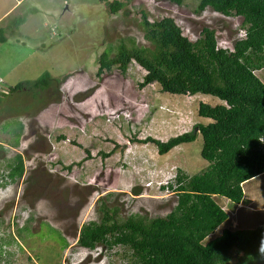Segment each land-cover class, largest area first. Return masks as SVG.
<instances>
[{
    "label": "rangeland",
    "instance_id": "rangeland-1",
    "mask_svg": "<svg viewBox=\"0 0 264 264\" xmlns=\"http://www.w3.org/2000/svg\"><path fill=\"white\" fill-rule=\"evenodd\" d=\"M197 2L178 6L167 0H128L113 15L107 2L97 0H23L20 5L0 0V13L12 7L0 20L6 37L0 43V76L6 86L46 72L53 80L37 100L27 89L13 98L17 105L11 111L0 110V177L17 152L25 159L23 175L0 185H7L0 188V264H133L124 246L100 245L92 253L80 247V226L98 221L103 203L116 207L119 219L132 213L163 217L176 205L177 195L157 184L178 168L193 175L207 167L200 155L201 136L163 155L143 139L165 141L194 123H207L197 114L198 104L215 105L217 97L170 94L157 83L140 88L145 70L134 61L126 73L116 68L96 75L104 50L112 56L130 38L137 45L149 44L141 8L151 19L172 17L190 40L204 26L215 30L220 47L241 37L239 16L225 17L209 8L195 14ZM11 105L4 101L0 108ZM25 105L27 110H21ZM135 188H140L137 194ZM25 224L27 230L19 231ZM48 226L61 232L66 247Z\"/></svg>",
    "mask_w": 264,
    "mask_h": 264
},
{
    "label": "trees",
    "instance_id": "trees-1",
    "mask_svg": "<svg viewBox=\"0 0 264 264\" xmlns=\"http://www.w3.org/2000/svg\"><path fill=\"white\" fill-rule=\"evenodd\" d=\"M97 1L107 2L113 15L128 2ZM167 1L181 6L187 0ZM197 1L195 14L209 8L225 17L241 18L244 35L234 40L231 49L217 46L215 30L208 26L190 40L172 17L151 19L148 10L141 8L140 24L149 44L137 45L130 38L129 44L121 41L112 56L110 49L104 50L97 59L96 75L116 68L126 73L135 61L145 70L140 88L157 83L160 91L170 94L217 97L220 102L215 105L198 104L197 114L207 123H194L165 141L143 139L163 155L201 136L200 155L208 165L193 175L178 168L175 186L169 184L177 201L167 215L149 218L132 213L119 219L116 207L103 203L99 220L80 226L77 242L89 249L100 244L109 249L124 246L133 264H264V0ZM4 33L0 27V43L6 41ZM0 78V105L12 104L0 110L8 107V111L17 105L11 103L16 95L29 89L37 100L53 81L48 72L11 87ZM23 171L24 159L16 154L1 176L16 181ZM247 199L249 205L243 204ZM48 227L66 247L61 232ZM27 228L25 224L18 230Z\"/></svg>",
    "mask_w": 264,
    "mask_h": 264
},
{
    "label": "clouds",
    "instance_id": "clouds-1",
    "mask_svg": "<svg viewBox=\"0 0 264 264\" xmlns=\"http://www.w3.org/2000/svg\"><path fill=\"white\" fill-rule=\"evenodd\" d=\"M213 11V10H212ZM215 12V11H214ZM217 13V12H216ZM239 34L242 36V35H244V30L242 29V30H240V32H239ZM220 47V46H219ZM222 48H228V49H231L232 48V45H224V46H221ZM133 62V61H132ZM135 62V61H134ZM87 97V96H86ZM86 97H84V98H86ZM23 131H24V126L22 127V131H21V133H20V135H22L23 134ZM21 138V137H20ZM19 140V139H18ZM17 140V141H18ZM0 146L2 147V144L0 143ZM16 154H21V153H19V152H17ZM15 154V155H16ZM22 155V154H21ZM22 157H23V155H22ZM11 159V158H10ZM23 159H24V157H23ZM25 160V159H24ZM50 162L53 164V162H52V160H50ZM69 165L68 166H66V169H69ZM24 170H25V162H24ZM67 171V170H66ZM24 172V171H23ZM23 175V174H22ZM175 178H176V171L172 174V175H170V176H168L167 177V179L165 180V181H163V182H159L157 185H158V189L159 190H161V191H164V192H166V189L167 188H169V184H172V185H174L175 186ZM17 180V179H16ZM11 182L12 181H10V180H8V178H4V177H0V185L1 184H4V183H7V184H11ZM151 183L152 182H149L148 184L149 185H151ZM148 185V186H149ZM7 185H5V186H0V188L2 189V188H5ZM147 186V187H148ZM162 187H164V189H162ZM170 189V188H169ZM170 191L172 192V193H174L173 192V190L172 189H170ZM237 206H240V204H238ZM78 234H79V232H78ZM77 239H78V237H77ZM76 244H78L79 245V243L77 242V240H76ZM68 245V244H67ZM101 245V244H100ZM100 245H97L95 248H93V249H89V248H87V247H85V246H81V245H79L80 247H82V248H86V249H88L89 251H90V253H92V251L94 250V249H97V248H99L100 247ZM60 246H62V245H60ZM262 251H264V245H262ZM100 253V252H99ZM96 256H93V258H95ZM99 260V259H98ZM97 261V260H96ZM90 262H93V260L92 261H90Z\"/></svg>",
    "mask_w": 264,
    "mask_h": 264
},
{
    "label": "crops",
    "instance_id": "crops-1",
    "mask_svg": "<svg viewBox=\"0 0 264 264\" xmlns=\"http://www.w3.org/2000/svg\"><path fill=\"white\" fill-rule=\"evenodd\" d=\"M22 1H23V0H16V4L20 2V3L18 4V5H20ZM11 10H12V7H9V8H6V10H4L3 13H0V20H1L2 18L7 17V16L9 15V13H10Z\"/></svg>",
    "mask_w": 264,
    "mask_h": 264
},
{
    "label": "built area",
    "instance_id": "built-area-1",
    "mask_svg": "<svg viewBox=\"0 0 264 264\" xmlns=\"http://www.w3.org/2000/svg\"><path fill=\"white\" fill-rule=\"evenodd\" d=\"M1 80V79H0ZM166 192H171L169 188L166 189Z\"/></svg>",
    "mask_w": 264,
    "mask_h": 264
},
{
    "label": "flooded vegetation",
    "instance_id": "flooded-vegetation-1",
    "mask_svg": "<svg viewBox=\"0 0 264 264\" xmlns=\"http://www.w3.org/2000/svg\"><path fill=\"white\" fill-rule=\"evenodd\" d=\"M21 245V244H20Z\"/></svg>",
    "mask_w": 264,
    "mask_h": 264
}]
</instances>
